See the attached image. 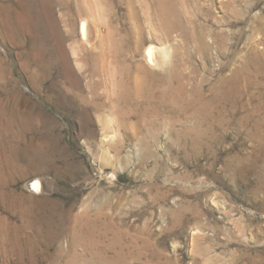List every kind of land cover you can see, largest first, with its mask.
Listing matches in <instances>:
<instances>
[{"label":"rangeland","instance_id":"1","mask_svg":"<svg viewBox=\"0 0 264 264\" xmlns=\"http://www.w3.org/2000/svg\"><path fill=\"white\" fill-rule=\"evenodd\" d=\"M0 264H264V0H0Z\"/></svg>","mask_w":264,"mask_h":264},{"label":"bare ground","instance_id":"2","mask_svg":"<svg viewBox=\"0 0 264 264\" xmlns=\"http://www.w3.org/2000/svg\"><path fill=\"white\" fill-rule=\"evenodd\" d=\"M81 32H82L83 39L87 40V38L89 37V23H88V21L84 20L82 22ZM160 53H161L160 48L156 47L155 45H150L148 48H146L145 58L147 60V63L152 65V66H157L160 62V57H159ZM37 182H38V187H39L40 181H37Z\"/></svg>","mask_w":264,"mask_h":264}]
</instances>
